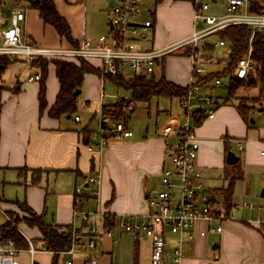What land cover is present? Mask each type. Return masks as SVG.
<instances>
[{
	"label": "crops",
	"instance_id": "obj_1",
	"mask_svg": "<svg viewBox=\"0 0 264 264\" xmlns=\"http://www.w3.org/2000/svg\"><path fill=\"white\" fill-rule=\"evenodd\" d=\"M110 1L55 0L58 12L68 21L71 27L72 37L77 43L76 45L61 38L53 27L46 25L41 20L38 11L28 9L23 2L16 4V8H11L13 9L11 10L5 8L0 0V8L3 7V12L9 17L19 10L24 13L25 20L21 22V26L25 41L44 48H68L77 46L84 37H88L95 42L99 37L104 36L101 35L106 24L104 19H101L98 23L100 26V32H98L100 36L98 38L96 37L98 34L95 32L89 34L86 25L88 13L93 12V14H96V10L100 5L106 8L104 13L108 17V36L111 35ZM180 3L170 6L169 10L175 8L182 10L184 17L179 29L183 32L175 34L169 40L165 38L167 32L165 29L170 21L167 19L166 12L163 11L164 6L161 4L156 8L153 21L140 18L141 22L151 21L152 27L143 37L136 40V46L139 50L161 51L176 47L193 34L195 4L191 3L184 6ZM159 7L160 10H158ZM145 9L146 1L144 11ZM99 15L101 16V14ZM8 26L9 22L0 25V45L2 43L1 31ZM212 42L215 43L216 41ZM177 51L173 53L175 56L170 54L159 59L156 62L154 74L146 78H154L156 81L165 79L179 87L187 88L192 75L191 60L184 55L182 49ZM10 58L13 61L11 64L21 61L26 64L25 69H34V73L23 75L19 79L16 78L17 87L12 93L2 80V73L0 74V170L4 172L16 171L19 180L23 181L22 185L25 189V200L23 202L17 201L9 204L0 199V202L4 204L5 211L15 217L21 216L18 213L19 204L25 203L37 215L42 216L47 225L72 226L76 232L75 241H79L80 246L86 245L88 242V228L85 227L82 221L78 223L74 217L75 188L77 185H86V180L98 172L101 176L100 184L95 189L87 191L86 195L89 199L83 204L85 210H88L85 205L93 202L101 205L102 214L94 219L95 228L100 232V236L96 239V250L82 251L80 246L76 245L77 248L73 254L61 253L57 255L55 260V254L44 249V245L40 241V231L37 228L29 227L23 221L19 224L20 229L13 228L14 233L20 235L28 243V247L17 246L19 249L17 260L19 263L54 264L56 261V264H66L68 262H72V264H89L90 258L95 257L97 264H147L146 259L149 257L150 264H153L150 240L147 238H134L132 234L122 231L118 227V223L124 219L131 220L130 218L141 221L143 216L149 212L147 198L149 194L153 195L161 190V174L165 168H168L166 166L169 159L166 158V149L167 147L169 150L174 148V146L167 145L162 133L166 129H172V126L178 124L179 120L173 119L160 132L156 134L154 132L150 137L145 136L144 139L131 137L111 140L110 143H112L109 144V148H104L105 150L103 149L102 153V150L97 147L101 140L98 134V126L95 132L90 126L78 127L74 124L64 123V118L69 120L71 117L55 119L49 116V110L56 103L60 92V82L53 61H47L48 69L44 77L41 69L37 64H33L34 62L28 63L24 58ZM227 63L228 60H222L215 66L223 67L227 66ZM90 64L101 69V63L98 61H93ZM159 68L162 70L161 78L157 80L155 72ZM127 72L124 71L121 75L126 78L128 77L125 76ZM35 75L41 77L40 81H36L38 83L29 82V77ZM131 77L133 78V76ZM107 80L108 77L102 75L90 74L86 76L81 93L84 94L85 92L84 105L86 107H91V99H94L97 103H102L105 98L104 90L107 86ZM42 82L46 86L47 103V107L43 111L40 109L39 104V91ZM112 84L114 83L112 82ZM114 86L116 85L114 84ZM116 88L118 87L116 86ZM87 89L91 90L90 94L86 93ZM123 100L127 101L125 98ZM134 106L135 102L133 107H127L126 113L128 116L130 112L132 114L135 112ZM103 107L109 108L111 106L101 104V110ZM81 121L77 123H81ZM244 121L235 107L225 105L218 109L213 120L205 119L197 127L196 133L200 138L198 166L202 172L204 186L206 180L204 173L209 171L223 172L229 167L226 164V156L230 152L231 144L243 143L247 139L248 129ZM127 128L129 129L128 126ZM85 129H89V136L87 137H84L83 131ZM254 144V142H251V145ZM259 145L264 146V144ZM239 152L244 153L245 164L252 162L250 152H247L245 147L243 151ZM262 153L261 156L264 157ZM237 164L242 167L241 159ZM260 164L264 166V161H261ZM171 166V161H169V167ZM34 172L41 173V175L34 178L32 175ZM50 176H69L74 184V189L71 183L70 187L60 192H57V190L52 192V196L56 198L55 204H50L46 199L49 195L48 188L41 186L43 183L48 182ZM244 177L243 169L242 180H244ZM225 180L227 181L226 186L222 188H217L214 191L208 190L206 187L205 189L214 196L215 191L218 189L228 187L229 178L226 177ZM156 182L160 188L158 191H152ZM93 191L94 193H91ZM253 205L256 207L255 210L259 212L260 219L244 221L229 217L223 223L219 221L212 224L199 222L195 229L191 231L195 234V241L183 245V263L264 264V230H261L259 226V221L264 219V213L258 210L259 207L264 205ZM217 208L216 214L226 216L224 207L218 200ZM105 216L110 218L111 222H114L112 236L108 235L109 228L104 224ZM210 227H222V232H211ZM0 228L9 231L11 227H8L3 218V222H0ZM28 232H32L33 236H30ZM201 232H205L206 235L202 237ZM166 238L168 244L166 264H171L177 238L169 233H167ZM30 246L35 250L33 257L28 252ZM145 249L148 254L144 253ZM21 253L25 254L22 259L20 258Z\"/></svg>",
	"mask_w": 264,
	"mask_h": 264
},
{
	"label": "built area",
	"instance_id": "obj_2",
	"mask_svg": "<svg viewBox=\"0 0 264 264\" xmlns=\"http://www.w3.org/2000/svg\"><path fill=\"white\" fill-rule=\"evenodd\" d=\"M111 3L113 4L110 7L111 35L99 37L95 42L84 37L77 46L68 48H44L25 41L21 26V22L25 20L24 13L19 10L9 17L1 7L0 25L9 22V26L1 31L0 56L24 58L29 62L38 59L49 62L55 60L98 61L101 63V70L112 76L130 70L136 76L149 77L154 74L156 62L159 59L180 49L188 51L187 56L191 60L192 68L190 88H188L187 95L180 101L187 123L174 129H166L162 133L164 138L168 136L178 138L177 145L170 150L168 155L172 166L165 168L162 172L161 190L153 195L149 194L147 198L149 212L143 216V219L138 221L130 218L131 220L124 219L118 223L122 231L132 234L134 238L150 240L153 264H166L168 247L166 235L169 233L176 236L171 264H184L183 245L195 241V234L191 231L199 222L212 224L215 221L221 222L222 217V214H216L218 208L214 196L205 189L203 184L202 172L197 163L199 141L195 133L196 128H192L189 122L195 120L196 114L203 115L207 120L215 118L218 100L212 96L213 90L224 85L220 79H215L210 84L206 81L211 74V72L208 73L207 67L215 66L217 62L206 55L205 42L207 38L228 27L249 28L252 31L249 40L250 48L248 53L237 61L231 75L233 79L248 81L250 76L256 77L251 43L256 33L264 35V14L252 12L250 0H228L225 13L221 16H212L207 14L210 6L198 4L196 0L193 17L194 32L188 39L183 40L176 47L161 51H144L137 48L136 40L143 37L152 27L151 21H140L145 0H111ZM214 44L216 48H228L224 41H216ZM40 79L39 75H35L30 76L28 81L36 82ZM202 86L207 90L205 94L198 97L197 94ZM133 105L134 103L131 102L129 107ZM80 120L78 116L75 117V122H80ZM98 128L101 140L97 147L100 150L107 147L111 140L133 137V133L123 123H113L104 118L102 110ZM238 149L239 151L244 150L241 142H238ZM100 180L101 176L98 172L86 180L88 188L83 184L75 188L74 217L80 219L88 228V242L80 248L82 251H95L97 248L96 239L100 236L94 224L97 213L85 210L83 204L87 191L95 189L100 184ZM244 207L251 210L256 209L253 204H245ZM258 210L264 213V206L259 207ZM0 215L7 224H14L1 206ZM259 226L264 230V219L259 221ZM209 230L221 233L222 227H210ZM113 231V227L109 228L108 235L112 236ZM200 235L204 237L206 233L201 232ZM76 248L73 240L72 248L67 253L73 254ZM18 252L16 243L0 230V264H20L17 260ZM28 252L33 257L35 250L30 246ZM66 264H72V262ZM89 264H97V259L90 258Z\"/></svg>",
	"mask_w": 264,
	"mask_h": 264
},
{
	"label": "rangeland",
	"instance_id": "obj_3",
	"mask_svg": "<svg viewBox=\"0 0 264 264\" xmlns=\"http://www.w3.org/2000/svg\"><path fill=\"white\" fill-rule=\"evenodd\" d=\"M19 1L20 0H1V3L4 4L5 8L15 9L16 4H18ZM145 1H146V9L144 13L141 14V17L143 18V20L146 19V20L153 21L157 6L161 4L164 6L163 11L166 12L165 13L166 17L170 21L168 22L169 25L166 26V29H165L167 31L165 34V38L167 40H169V38H171L175 34L177 33L179 34L183 32L181 31V29H179V25L182 23L183 17H184L182 10L180 11V9H176V8L169 10V7L174 4H178V2H181L180 5H184V6L187 4H191V3H188V2L186 3L184 1H175V0H161L160 2H157L159 0H145ZM227 1L228 0H197V3L202 4V5L208 4L210 6V11L207 13L208 15L221 16L225 13ZM255 1L260 8L264 9V0H255ZM109 3L111 4V1ZM105 9H106L105 6L103 7L100 5L98 6V9L96 10V14H93V12L91 14L88 13L87 19H86V25L89 29L88 30L89 34L90 32H95L96 34H98V32H100V26L98 23L100 22L101 19H104L106 24H105V29L101 33V35H104V36L109 35V28L107 26L108 17L106 13H104ZM158 10H160V7L158 8ZM99 14H101V16ZM98 36L100 35L99 34L96 35L97 38ZM212 41H216V40H215V37L211 36L206 39L205 44L212 42ZM205 47L212 50L210 54L206 52V55L210 57V58L208 57L209 59L215 60L217 64L218 62L222 60H228V56H227L228 48H216L215 47L214 49H212L208 45H206ZM182 51L184 55L186 56L189 54L188 51H185L184 49H182ZM173 53H176V52H173ZM172 56H175V54H173ZM25 65L26 64L23 62L17 61L15 63L10 64L8 67H6V69L2 71V80L5 82L7 88L10 89L11 93L14 92L15 87H17L16 78L19 79L20 77L22 78L23 75H26V74L30 75L34 73V69H29V70L25 69L24 68ZM225 67L226 66H223V67L213 66V67H207V68H208V73L209 72L213 73L217 71H222ZM100 71H101L102 76H105V77L110 76L109 74L105 73L103 70H100ZM126 71H128L125 74V76H128L126 77V79H132V77L130 78V76H133V78H135L134 73L132 71H129V70H126ZM161 71H162L161 68L156 69L155 78L157 80L161 78ZM90 77H93V76H90ZM35 83H38V82H35ZM106 85L107 86L104 90L105 98L101 103L106 106H111L109 107L110 110H106V108L104 107L102 109L103 113H104V110H106L107 112L106 119H109L113 123H116V122L121 123L122 121L125 122L126 121L125 120L126 110H123V112L122 110H120V112L122 113L119 114V110L115 108L118 107L119 105L118 101L122 100L123 98H125V100L127 101H132V93L125 89L116 88V86H114V84H112V82H110L109 79L107 80ZM188 88H190L189 85L187 86V89ZM206 90L207 88L202 86L197 96L198 97L202 96L203 92H205ZM230 90H231V86L229 84V80L224 82L223 87L216 88L213 90L212 96L218 100V107H217L216 112L222 106H225V105L233 106L236 108V111L238 112V114L246 121V122L244 121V124L247 126L248 135H247V139L242 144H243V147H245V149L247 150V152L248 151L250 152V158L252 162L245 164L244 163V153L239 152L238 143L231 144L230 152L234 153L241 159L245 177H244V180H240L236 183L234 202H233V205L235 207L232 209L231 213L230 212L228 213V216L231 219H237V220H244V221L256 220L257 218L260 219V215L258 216L259 212L257 210L247 209L246 207L244 208L243 206L244 204H255L256 206L257 204L264 205V198H261V194L264 191V166L260 164L261 161H264L263 159L264 157L261 156V153L262 152L264 153V146L259 145V144H264V112H259L260 108L264 109V105H263L264 101L259 100L258 87H248L247 88V86H243L242 88H239L235 91L233 101H230L227 104H224L225 100L229 98ZM90 92L91 90L87 89L86 93L90 94ZM84 95H85V92L84 94H80L78 96V100H77L78 110L74 115V116H78L79 118H81L82 120L81 123L75 122L74 116L69 120L64 118L63 121L66 124H69V125L74 124L78 127L90 126L96 132L97 131L96 128L101 118V104L94 101V99H91V105H90L91 107L90 108L86 107L84 105ZM182 98L184 97H172V98L154 97L150 100L149 103H142V102L135 103V106H134L135 112L128 118L127 123H126V125L129 127V130L132 131L133 137L135 139L136 138L144 139L145 136L150 137L154 132L155 134L157 132H160V130L170 121L172 122L173 119H178L179 123L176 125L174 124L172 126V129L176 128L179 125L186 124L187 118L185 117L184 111L180 106V101ZM236 99H239L240 102H242L248 107L247 110H242L243 113L240 112L239 109L237 108ZM112 119L115 120L116 122L113 121ZM189 122H190V126L192 128H196L197 130L196 123L193 120ZM196 137L199 141L200 138L197 135V133H196ZM164 139L166 140V143L168 146H175L178 143V138L175 136H168ZM251 142H254L255 144L251 145ZM111 143L109 142V144ZM109 144L107 147H105V149L109 148ZM199 146H200V142H199ZM102 153H103V150H102ZM169 154H170V150L167 147L166 158L169 159L170 161V157L168 156ZM169 161H167L168 163L166 167H169ZM197 163H198V159H197ZM227 171H228V167L223 172L222 171H209V172L204 173L206 177V180L204 181L205 187L208 190L214 191L217 188H222L226 186L227 181L225 180V178L228 175ZM32 175L34 176V178H37L41 175V173L34 172L32 173ZM71 183L73 184V181L71 182L69 176H58V177L50 176L48 182L43 183L41 186L43 188H48L49 195L47 196L46 199H48L50 204H55L56 198L52 196V192L54 190H57V192H60L61 190L70 187ZM22 184H23V181L19 180V177L16 171L9 170V171L4 172L3 170H0V199L3 200L4 202L6 201L9 204L15 203L17 201L23 202L25 200V189ZM72 188L74 189V184L72 185ZM159 188L160 187L158 183L156 182L152 191H158ZM214 199L217 203V198L214 197ZM3 205L4 204L0 202V206L5 210ZM85 206H86V209H88L90 212L97 213V215L95 216V219L101 216L102 209H101L100 203L97 204L96 202H93ZM49 211L53 213L51 209H49ZM18 213H20L21 215V216H18V218H20V221H17L16 222L17 225H16L15 221L13 220L14 224H10L11 228H16V229L21 228L19 224L23 222L21 220L23 212L18 208ZM14 217L15 216H12L11 219ZM229 217H226L223 215L221 217V222L223 223ZM76 221L78 223L81 222L80 219H76ZM0 222H3V217L1 215H0ZM23 229L26 230L25 227H23ZM28 234L30 236H33L32 232H28ZM80 253H82V251H80ZM144 253L148 254L146 249ZM24 256H25L24 253L20 254L21 259ZM146 260H147L146 263L150 264L149 257Z\"/></svg>",
	"mask_w": 264,
	"mask_h": 264
},
{
	"label": "trees",
	"instance_id": "obj_4",
	"mask_svg": "<svg viewBox=\"0 0 264 264\" xmlns=\"http://www.w3.org/2000/svg\"><path fill=\"white\" fill-rule=\"evenodd\" d=\"M161 0L157 1L160 2ZM175 1H184L195 4L196 0H175ZM27 5V8L30 10H36L39 13L41 20L51 27H53L58 35L61 38H64L69 43L76 45L77 43L73 40L71 27L68 21L58 12L56 8L55 0H20ZM251 3V11L257 14H264V9L260 8L255 0H250ZM252 35V31L246 27L240 26H232L225 28L216 34L212 35L215 37L216 41H224L228 45V63L227 66L222 71H217L211 73L207 77V82L210 84L215 79L222 80L223 84L225 81L229 80V84L231 86V90L229 91V98L225 100L224 104H227L230 101H233L235 91L243 86L248 87H258L259 89V100L264 101V35L256 33L254 35L253 41L251 43L252 46V60L255 64L256 68V77L250 76L248 81H240L231 78L233 69L235 68L237 61L241 59L248 53L250 48V38ZM208 45L212 49L215 48L214 42L206 43L205 46ZM204 51L212 52V50L204 47ZM12 58L8 56H0V74L2 73V69L6 68L9 64H11ZM56 67L57 77L60 82V92L58 94L56 103L49 110V116L55 119H60L62 117H73L77 112V99L74 94L83 89L85 78L87 75H101V69L95 68L92 66L90 61L86 60H78L76 62H66L61 60H55L52 62ZM33 64H37L41 69L43 76L45 77L48 69V62L42 59H38L34 61ZM108 79L113 82L118 88L128 90L132 93V101H119L118 107H114L119 110V114L123 112V110L127 111V107L131 102H142L149 103V101L153 97H185L187 95V88L179 87L171 82L166 81L165 79L156 81L154 78H146L142 76H135L132 79H126L121 74L112 76L110 75ZM225 79V80H224ZM224 85H222L223 87ZM1 89V84H0ZM234 90V91H233ZM237 100V108L240 112L242 110H247L248 107ZM39 104L40 109L43 111L47 107L46 103V86L45 83L42 82L39 91ZM264 105V102H263ZM106 110H110L107 107ZM104 110V117L107 118V112ZM122 110V112H120ZM263 110V108L259 109V112ZM125 111V112H126ZM131 113V112H130ZM129 116L125 113L126 121L121 122L126 127V122ZM243 113V112H242ZM77 117V116H76ZM194 122L196 123V127L200 126L202 122L205 120L203 115H195ZM113 120V119H112ZM115 121V120H113ZM116 122V121H115ZM119 123V122H116ZM84 137L89 136V129H85L83 131ZM109 144V143H108ZM21 172V171H19ZM228 178L229 185L227 188L218 189L215 191V197L217 200L223 205L225 214L227 217L228 213L232 211L235 207L233 205V197H234V189L236 182L243 179V169L241 165L236 164L228 167ZM85 202L88 201V195H85ZM84 202V203H85ZM19 208L22 212H24L22 221H25L27 225L31 228H37L41 233L40 241L44 245V249L55 254V260L57 255L61 253H67L72 248L73 240H76V232L74 231L72 226H59V225H47L44 222L42 216L37 215L32 209H30L27 204H19ZM9 216H11L8 213ZM12 217V216H11ZM10 217V218H11ZM12 220L20 221V218L14 217ZM114 222L110 221V218L104 217V224L108 228H112ZM8 227H11L10 224H7ZM17 225V223H16ZM7 237L12 239L17 246H27L28 243L19 235L14 233L13 228L8 229H0ZM77 246H80L79 241L76 242ZM83 246V245H82ZM80 246V248L82 247ZM56 264V261L54 262Z\"/></svg>",
	"mask_w": 264,
	"mask_h": 264
},
{
	"label": "water",
	"instance_id": "obj_5",
	"mask_svg": "<svg viewBox=\"0 0 264 264\" xmlns=\"http://www.w3.org/2000/svg\"><path fill=\"white\" fill-rule=\"evenodd\" d=\"M112 6V3L110 5V7ZM82 93L81 90L77 91L74 96L75 97H78L80 94ZM240 161V158L237 157L234 153L232 152H229L227 153V156H226V164L229 165V166H233V165H236L238 162ZM85 187H88V185H86ZM261 198H264V191L263 193L261 194Z\"/></svg>",
	"mask_w": 264,
	"mask_h": 264
}]
</instances>
